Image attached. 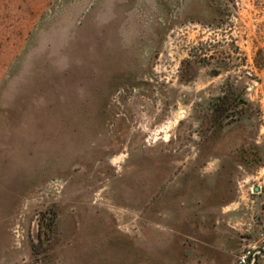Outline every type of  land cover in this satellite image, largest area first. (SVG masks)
<instances>
[{"label": "rangeland", "instance_id": "obj_1", "mask_svg": "<svg viewBox=\"0 0 264 264\" xmlns=\"http://www.w3.org/2000/svg\"><path fill=\"white\" fill-rule=\"evenodd\" d=\"M254 245L264 264V0H0V264Z\"/></svg>", "mask_w": 264, "mask_h": 264}, {"label": "trees", "instance_id": "obj_2", "mask_svg": "<svg viewBox=\"0 0 264 264\" xmlns=\"http://www.w3.org/2000/svg\"><path fill=\"white\" fill-rule=\"evenodd\" d=\"M219 2L222 0H218ZM231 96L227 92H223L212 105V114L223 118L227 112L231 110ZM229 108V109H228ZM238 108V107H237ZM233 116V115H231Z\"/></svg>", "mask_w": 264, "mask_h": 264}, {"label": "built area", "instance_id": "obj_3", "mask_svg": "<svg viewBox=\"0 0 264 264\" xmlns=\"http://www.w3.org/2000/svg\"><path fill=\"white\" fill-rule=\"evenodd\" d=\"M260 252L256 245L248 247L238 258V264H254L256 255Z\"/></svg>", "mask_w": 264, "mask_h": 264}]
</instances>
